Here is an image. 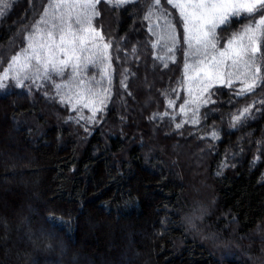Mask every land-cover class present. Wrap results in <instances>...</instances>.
I'll use <instances>...</instances> for the list:
<instances>
[{
  "label": "trees",
  "instance_id": "trees-1",
  "mask_svg": "<svg viewBox=\"0 0 264 264\" xmlns=\"http://www.w3.org/2000/svg\"><path fill=\"white\" fill-rule=\"evenodd\" d=\"M38 1L0 0V68L25 46ZM130 6L109 15L114 77L95 124L55 98V80L31 94L0 92V264H264V103L233 127L238 110L264 100V83L243 96L239 83L215 86L200 123L177 129L183 118L163 113L184 101L167 108L179 75L155 71L164 86L149 97L155 78L133 79L151 65L146 55L136 69L142 45L160 65L152 36H142L151 0ZM130 34L137 45H114ZM175 60L173 73L179 50ZM43 109L48 116L37 118Z\"/></svg>",
  "mask_w": 264,
  "mask_h": 264
},
{
  "label": "snow or ice",
  "instance_id": "snow-or-ice-1",
  "mask_svg": "<svg viewBox=\"0 0 264 264\" xmlns=\"http://www.w3.org/2000/svg\"><path fill=\"white\" fill-rule=\"evenodd\" d=\"M104 2L120 8L134 0ZM165 2L178 12L183 46L171 12L162 6L161 0H151L143 19L149 22L147 31L155 38L151 46L163 53L156 56L163 67L175 63L178 50L183 57V79L172 89L175 98H168L167 108L177 109L181 90L187 95L178 111L163 113L172 119L183 118L175 123L177 129L184 124L200 123V108L215 102L211 99L215 86L233 88L239 83L235 95L243 96L264 83V0ZM100 3L101 0H46L38 21L24 37L25 47L9 58L6 68H0V92L9 87V82L31 90V85L40 87L59 77L63 82L53 84L55 98L78 112V121L95 124L97 114L104 111L110 99L114 72L112 41L105 36L102 26L94 23L100 15ZM234 23L237 29L222 37L221 33L230 32ZM121 83L127 86L123 80ZM259 103L264 100L238 110L233 127L250 118L252 108ZM82 109L90 115L85 116ZM210 137L218 139L219 135L212 131ZM226 166L225 163L222 167ZM51 219L55 222L56 218Z\"/></svg>",
  "mask_w": 264,
  "mask_h": 264
},
{
  "label": "rangeland",
  "instance_id": "rangeland-1",
  "mask_svg": "<svg viewBox=\"0 0 264 264\" xmlns=\"http://www.w3.org/2000/svg\"><path fill=\"white\" fill-rule=\"evenodd\" d=\"M143 0H134V2L133 3H129V4H127V5H125V6H129V5H132V6H130V8L131 7H133V6H137L138 4H140L141 2H142ZM161 3H162V6L165 8V9H167L169 12H171V15H172V17H173V22L175 23V25H176V28H177V31L180 33V35H181V45L183 46V40H182V35H183V33H182V29H181V26H180V23L178 22V12H177V10L176 9H174V8H172L171 7V5H168V4H166V2H165V0H161ZM38 5L40 6V11L36 14L37 16L38 15H40L41 14V11H42V9L44 8V7H46V1L45 0H40V1H38ZM98 8H99V11H100V15H99V17L94 21L97 25H99V26H102V30L104 31V33L105 34H107V36H110V37H112L113 35H115L116 34V32H114V30L112 29V25H111V22H110V17H109V15L111 14V15H113L114 16V13L116 12V11H119L120 9H123L124 7L122 6V7H120V8H116V7H113V6H111V5H109V4H107V3H105L104 2V0H101V3L98 5ZM40 13V14H39ZM37 21H38V19H37ZM37 21H35V23L37 22ZM112 21V20H111ZM34 23V24H35ZM33 24V25H34ZM33 27V26H32ZM147 28H148V24H147V26L145 27V23H144V25H143V27H142V36H143V38H145L146 39V37H150V33L147 31ZM30 32V29L28 30V32L26 33V35L28 34ZM230 33H231V31L230 32H223V33H221V35H222V37H224V38H226V37H228L229 35H230ZM117 35V34H116ZM126 37V38H125ZM136 37H139V36H136ZM124 38V39H123ZM151 39H152V43H153V40L155 41V38L153 37H150ZM223 39H222V41H221V43L223 44ZM151 43V44H152ZM116 44H122V46H123V48L124 49H126L127 48V46L130 44L131 46L133 45H137V40H136V38H135V36H134V34H130V35H126V36H124V37H119V38H117L116 39V41L114 42V45H116ZM25 47V46H24ZM142 47L144 48V49H139L137 52H136V54H137V57H136V59H134V62H135V64H136V69L138 70V69H140V70H138V71H140L141 72V69H142V67H143V65H144V63L146 62L145 61V58H146V55H148V58H147V61L151 64V65H149V67H148V69H146V76H144V74L142 75V73H135V75H134V77H133V79H136L137 78V76L140 74L142 77H143V82H145L146 81V79H147V77L148 78H151V77H153V78H155V83H153L152 85H151V87L148 89V93H146V96L147 97H149V95L151 94H153V90L155 89H159L160 87L163 89V86H164V81H160L159 79H158V77L155 75V71H157V70H159V71H162V72H167V75L165 74V76H171V79L170 80H176V77H178V75H179V79H177V81H176V84H177V82L179 81V80H181V79H183V62H182V64H180L178 67H179V69H178V71L176 72V73H173V71L175 70V67H174V63H168V66L167 67H163V63L160 61V60H158L157 59V63L161 66H159L158 68H156L155 66H153V61L155 60V58H154V56H153V54L151 53V50H150V48H145L143 45H142ZM149 47V46H148ZM116 48H118V49H120V46H116ZM157 50H159L158 48H157ZM9 49H8V52H5L7 55L9 54ZM17 53V52H16ZM16 53H14V54H16ZM112 53H115V49L114 48H112ZM122 53L125 55V51L123 52L122 51ZM5 54V55H6ZM13 54V55H14ZM157 55H163V53L159 50V52H158V54ZM175 55H178V51L176 52V54ZM113 59V58H112ZM177 62V60H175V63ZM170 66V67H169ZM169 67V68H168ZM113 77H114V73H113V75H112V81H113ZM165 79H167V77H164ZM55 83H61V82H63L62 80H61V78H59V77H56L55 79ZM111 81V82H112ZM168 83V82H167ZM167 83H165V84H167ZM9 85H12L11 84V82H9ZM131 85H132V81L129 83V91L128 92H132V90H131ZM32 87H34V88H36V87H38V86H35V85H31ZM217 86H219V85H217ZM40 88H42V86H40ZM25 90H28L27 91V93H30L31 94V92L32 91H30L29 90V88H25ZM126 91H127V89H126ZM135 94H136V96H135ZM135 94L132 92V96L134 97H132V96H130L131 97V101L133 102V103H137V100H138V93H137V91H135ZM38 95H40L39 93H37L36 92V94H34V96H36V99H37V101L38 100H41V98L38 96ZM179 95H181V97L182 98H184L185 99V97H186V95H187V93H186V91H184V90H181L180 91V93H179ZM43 97H42V99L44 98V95H42ZM150 101L152 100V98H150L149 99ZM45 101H50V100H47V99H45ZM149 101V102H150ZM152 103H153V101H152ZM49 104V103H48ZM145 107H147L146 105H145ZM82 111H83V113H84V115L85 116H88V115H90V113H89V111L87 110V109H82ZM99 114V113H98ZM97 114V115H98ZM77 115L79 116V113L77 112ZM48 116V111L47 110H41V112H39L37 115H36V117L37 118H40V119H42V118H44V117H47ZM37 118H31V120L30 119H27V120H25V122H24V124L26 123V124H31V123H33V122H35L36 121V119ZM182 169H183V171L185 170V165H183L182 166ZM186 179L188 180L189 179V177L188 176H186ZM197 198H200V199H204V195L203 194H201V195H197ZM200 220V219H199Z\"/></svg>",
  "mask_w": 264,
  "mask_h": 264
}]
</instances>
